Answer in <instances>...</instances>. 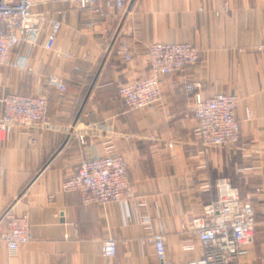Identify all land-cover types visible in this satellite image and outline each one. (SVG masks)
<instances>
[{"label":"crops","instance_id":"obj_1","mask_svg":"<svg viewBox=\"0 0 264 264\" xmlns=\"http://www.w3.org/2000/svg\"><path fill=\"white\" fill-rule=\"evenodd\" d=\"M37 11L63 21L56 46L74 57L59 60L44 48L47 23L35 48L12 53L15 60L28 58L31 72L0 68V99L45 96L56 127L15 128L0 141V264H161L147 242L158 233L173 264L201 257L189 227L216 201L217 181L228 180L255 204L256 191L264 189V0H126L105 21L69 0H41ZM121 39L130 46V62L118 54ZM160 42L191 43L203 57L182 75L160 78L159 105L129 111L119 89L150 76L148 47ZM50 75L66 83L67 93L48 84ZM185 81L201 83L206 99L238 97L236 151L212 148L202 155L194 93ZM112 154L128 163L134 194L127 204L85 206L78 193L62 191L84 160ZM9 210L28 215L33 236L15 253L2 240ZM110 239L117 242L113 259L103 256ZM233 264H264L260 213L248 255Z\"/></svg>","mask_w":264,"mask_h":264},{"label":"built area","instance_id":"obj_2","mask_svg":"<svg viewBox=\"0 0 264 264\" xmlns=\"http://www.w3.org/2000/svg\"><path fill=\"white\" fill-rule=\"evenodd\" d=\"M81 9H93L101 21L111 16L110 11H123L126 0H69ZM49 30L44 48L54 52L59 60L74 57L71 52L56 46L63 21L48 19L37 11L34 0H0V68L31 72L28 58L15 60V49L27 45L35 48L46 24ZM88 26H92L90 23ZM119 56L132 61L127 41L119 40ZM203 53L191 43H152L148 47L151 74L135 80L119 89V96L129 111H143L157 106L162 100L160 78L182 75L189 66L197 65ZM48 84L67 93L66 83L57 75H50ZM188 93H194L193 114L197 121L195 137L202 155L212 148L236 151L241 140V125L236 117L239 99L234 94L218 93L204 98L199 90L201 83L184 82ZM0 141H7L13 129L53 131L56 127L48 120L49 103L45 96L9 94L0 99ZM98 130V129H96ZM172 146V145H170ZM64 193H78L85 206L107 203L127 204L133 198L127 160L118 154L104 158L84 160L62 186ZM216 201L205 205L201 215L193 218L190 231L203 247L201 257L182 264H233L249 253L254 243L259 213L264 217V189H258V204L253 197L242 198L237 188L226 179L216 183ZM261 205V206H260ZM6 230L2 240L10 253L31 242L32 229L28 215H18L11 210L3 215ZM149 225V219H144ZM161 264H173L167 257L165 238L161 233L150 236ZM117 254V242L105 241L103 256L113 259Z\"/></svg>","mask_w":264,"mask_h":264},{"label":"rangeland","instance_id":"obj_3","mask_svg":"<svg viewBox=\"0 0 264 264\" xmlns=\"http://www.w3.org/2000/svg\"><path fill=\"white\" fill-rule=\"evenodd\" d=\"M34 2H35L36 4H39V3L41 2V0H34Z\"/></svg>","mask_w":264,"mask_h":264}]
</instances>
